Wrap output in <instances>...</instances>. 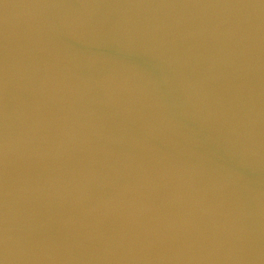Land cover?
I'll return each instance as SVG.
<instances>
[{
	"label": "water",
	"instance_id": "1",
	"mask_svg": "<svg viewBox=\"0 0 264 264\" xmlns=\"http://www.w3.org/2000/svg\"><path fill=\"white\" fill-rule=\"evenodd\" d=\"M0 264H264V0H0Z\"/></svg>",
	"mask_w": 264,
	"mask_h": 264
}]
</instances>
